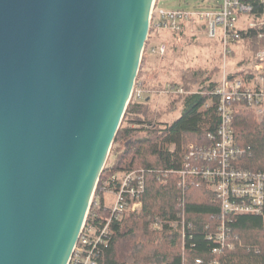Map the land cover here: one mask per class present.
Masks as SVG:
<instances>
[{
	"label": "water",
	"instance_id": "95a60500",
	"mask_svg": "<svg viewBox=\"0 0 264 264\" xmlns=\"http://www.w3.org/2000/svg\"><path fill=\"white\" fill-rule=\"evenodd\" d=\"M157 0H0V264H69Z\"/></svg>",
	"mask_w": 264,
	"mask_h": 264
},
{
	"label": "trees",
	"instance_id": "16d2710c",
	"mask_svg": "<svg viewBox=\"0 0 264 264\" xmlns=\"http://www.w3.org/2000/svg\"><path fill=\"white\" fill-rule=\"evenodd\" d=\"M150 46H153L151 40L147 42V50ZM216 72L217 68L211 72L188 70L180 76L182 84H170L175 90L186 91L200 86L198 93L174 99L173 106H181V116L170 124L150 114V98L134 99L130 104L100 176L91 213L98 214L97 225L106 223L111 210L105 203L104 193L120 188L119 181H113V177L132 171L145 172L143 209L140 213L129 211L122 220L112 222L116 233L108 248L101 247L100 264H196L197 259L203 260V264L213 261L264 264V217H229L227 248L216 255L213 253L215 243L208 240V234L217 233L220 226L221 210L215 194L205 186L197 187L196 183H189L186 190L179 187L177 173L183 167L185 147L190 143L205 144L206 136L215 134L220 124L215 104L204 108L209 99L205 94L216 87L217 83L210 81ZM139 81L137 86H140ZM234 127L237 145L250 148L239 165L256 172L264 171V124L258 123L251 112H244L234 117ZM183 215L187 232L185 245L179 231L181 225L175 231L168 226V222L173 221L180 224ZM157 217L164 222L162 231L151 228ZM157 234H163L165 241L159 244L149 241Z\"/></svg>",
	"mask_w": 264,
	"mask_h": 264
},
{
	"label": "built area",
	"instance_id": "2783aa9c",
	"mask_svg": "<svg viewBox=\"0 0 264 264\" xmlns=\"http://www.w3.org/2000/svg\"><path fill=\"white\" fill-rule=\"evenodd\" d=\"M157 1L152 8L150 23V31L154 27L156 37L163 31L177 33L186 27L200 30L208 39L221 43L222 75L215 89L205 94L209 99L204 107L215 104L220 124L215 134L206 136L205 144L190 143L185 147L183 167L177 173L179 187L183 190L188 188L189 183H196L197 187L205 186L215 194L221 210L220 226L217 233L208 234V240L216 245L213 253L221 255L228 245L229 217H264V171L256 172L239 165L250 148L244 149L237 145L234 127V117L244 112H251L258 123L264 124V0H224L212 11H166L159 7ZM248 38L253 40L252 60L229 64L236 50L240 52V45L250 41ZM146 52L150 55H165L167 46L153 45ZM176 92L185 93L182 89ZM135 93L139 99L143 98L141 89H136ZM144 174V171H132L112 178L113 181H119L120 188L109 190L114 195V201L109 207L111 217L104 225H97L99 216L91 213L94 196L69 264H100L101 247L108 248L116 233L112 222L122 220V216L129 211L139 213L143 209L141 196L146 187ZM179 225L185 245V215L180 224L168 222L174 231ZM151 228L153 231H162L164 222L157 217ZM196 264H203V260L197 259ZM209 264L219 263L213 261Z\"/></svg>",
	"mask_w": 264,
	"mask_h": 264
},
{
	"label": "rangeland",
	"instance_id": "374dc122",
	"mask_svg": "<svg viewBox=\"0 0 264 264\" xmlns=\"http://www.w3.org/2000/svg\"><path fill=\"white\" fill-rule=\"evenodd\" d=\"M224 0H158L159 7L166 11H175L179 9L195 10V11H212L218 5L222 4ZM156 5V4H155ZM153 13L155 14L154 10ZM153 14V15H154ZM172 31H163L156 37V30L152 27L150 31V40L154 46L165 44L167 52L165 55H150L148 52L143 53V76L147 70V84L142 85V79L139 81L140 86L136 84L135 90L141 89L143 91V98H138L133 95V99L138 101L150 98V114L155 116L158 120L165 123H172L181 116V106L178 104L173 106L172 102L177 96H186L192 93H198L200 86L192 87L191 91L184 90V94H178L175 89L170 87L172 82L182 84L180 78L183 72L188 70L212 71L217 68L218 72L210 80L217 82L222 75L221 69L223 67V57L221 53V43L219 40H210L202 31L195 28L184 27L181 32H177L176 37H173ZM161 42V43H159ZM147 53V56H146ZM249 52H237L230 58L229 64L248 61L252 55L248 56ZM142 67V66H141ZM141 72V70H140ZM208 75V74H207ZM140 76V74H139ZM142 76V77H143ZM191 86V84H189ZM145 93V94H144ZM172 111L171 109H174ZM144 136V133H142ZM172 149H175L173 146ZM110 157V156H109ZM105 203L108 207L114 201V195L107 191L104 193ZM140 213V212H139ZM154 244H159L165 241L163 234L153 235L149 238Z\"/></svg>",
	"mask_w": 264,
	"mask_h": 264
},
{
	"label": "crops",
	"instance_id": "0c3cea01",
	"mask_svg": "<svg viewBox=\"0 0 264 264\" xmlns=\"http://www.w3.org/2000/svg\"><path fill=\"white\" fill-rule=\"evenodd\" d=\"M240 52H242L243 54H244V52H246V53L249 52L248 53V56L249 55H252V57H253V42L252 41H246V42L242 43L240 45ZM251 60H252V58L250 60H248V61H251ZM146 77H147V70L145 71L144 76L142 77L143 78L142 79V85H143V87H145V84H147Z\"/></svg>",
	"mask_w": 264,
	"mask_h": 264
},
{
	"label": "bare ground",
	"instance_id": "6f19581e",
	"mask_svg": "<svg viewBox=\"0 0 264 264\" xmlns=\"http://www.w3.org/2000/svg\"><path fill=\"white\" fill-rule=\"evenodd\" d=\"M134 96H135V92H134ZM131 103H132V101H131ZM97 187H98V184H97V186H96V189H97ZM96 189H95V191H94V196H95ZM92 200H93V199H92ZM91 203H92V201H91ZM90 206H91V204H90ZM91 207H92V206H91Z\"/></svg>",
	"mask_w": 264,
	"mask_h": 264
}]
</instances>
